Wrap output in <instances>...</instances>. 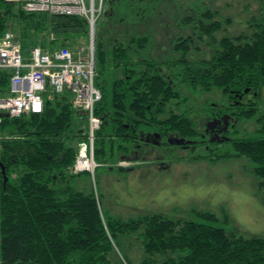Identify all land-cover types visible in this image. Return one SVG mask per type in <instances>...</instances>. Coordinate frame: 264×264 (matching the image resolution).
<instances>
[{"label": "trees", "instance_id": "16d2710c", "mask_svg": "<svg viewBox=\"0 0 264 264\" xmlns=\"http://www.w3.org/2000/svg\"><path fill=\"white\" fill-rule=\"evenodd\" d=\"M217 1L104 0L95 37V83L102 92L96 106L102 118L95 138L97 162L114 159L115 131H126L127 124L143 128L167 121L157 107L175 100L155 60H190L186 67L194 76L189 80L193 92H218L208 106L220 103L223 94L239 112V129L227 142L231 150L219 154L211 146L212 158L246 156L258 164L255 171L264 182V107L259 102L264 0H254L256 12L238 33L227 26L233 18L221 14ZM8 30L22 41L25 52L37 46L76 52L82 36H90L84 16L28 12L22 0H0V37ZM11 74L0 70L4 94ZM73 97L68 87L55 92L48 86L42 112L4 117L0 161L8 180L0 165V264H264V237L161 214L124 219L102 212L94 191L76 187L82 173L71 172L87 126V116L73 106ZM244 121L257 127L247 130ZM179 123L191 129L188 119ZM132 236L142 248L138 258L124 252L123 244Z\"/></svg>", "mask_w": 264, "mask_h": 264}, {"label": "rangeland", "instance_id": "374dc122", "mask_svg": "<svg viewBox=\"0 0 264 264\" xmlns=\"http://www.w3.org/2000/svg\"><path fill=\"white\" fill-rule=\"evenodd\" d=\"M214 5L220 7L223 16L233 18L232 24L224 26L234 33L245 30L248 18L256 12L254 0H221ZM88 43L90 36L83 35L82 46L86 48ZM215 92L208 97L214 98L218 94ZM259 100L264 107V87ZM242 127L253 130L257 125L254 121H244ZM225 149L231 150L229 143ZM180 151L174 149L172 154L153 160L154 164L139 159L131 163L135 166L129 171L115 168L114 159L98 161L94 172L78 176L76 187L94 191L106 215L128 219L161 214L172 219L221 225L246 237H264V182L255 171L258 164L246 156L179 159ZM206 212L216 218L203 217L202 213ZM131 240L124 242V252L138 258L142 254L141 245L136 237L132 236Z\"/></svg>", "mask_w": 264, "mask_h": 264}, {"label": "built area", "instance_id": "2783aa9c", "mask_svg": "<svg viewBox=\"0 0 264 264\" xmlns=\"http://www.w3.org/2000/svg\"><path fill=\"white\" fill-rule=\"evenodd\" d=\"M20 1V0H10ZM28 12H47L55 15H80L89 23L92 38L88 49L80 47L74 52L61 47L54 52L41 46L24 51L22 41L8 30L0 37V70H10L9 91H0V127L3 113L18 117L29 112H42L44 92L50 86L55 92L68 87L73 93V106L87 116L85 138L79 142V151L71 166V172H94L95 138L102 118L96 114V106L102 92L95 83L96 64L94 36L99 17L104 10V0H22Z\"/></svg>", "mask_w": 264, "mask_h": 264}, {"label": "flooded vegetation", "instance_id": "af4514ba", "mask_svg": "<svg viewBox=\"0 0 264 264\" xmlns=\"http://www.w3.org/2000/svg\"><path fill=\"white\" fill-rule=\"evenodd\" d=\"M155 61L158 63L156 70L164 77L166 89L175 101L157 107L162 119L167 120L164 123L149 124L143 128L127 124L126 131L113 133L114 160H117L115 168L120 171H129L135 166L131 163L139 159L154 164L153 160L172 154L174 149L181 150L179 159L211 158L214 151L223 154L231 132L240 126L239 112L227 96L222 94L220 103L211 101L212 105L208 106L207 94L193 92L189 80H193L194 76L187 73L186 67L190 60ZM146 62L148 60H143V63ZM143 69L144 66L139 67V70ZM186 77L188 80H185ZM239 97L242 99L244 96L239 94ZM115 118H120V115H115ZM183 119H188L191 129L180 127L178 122ZM174 123L176 128L172 126Z\"/></svg>", "mask_w": 264, "mask_h": 264}, {"label": "water", "instance_id": "95a60500", "mask_svg": "<svg viewBox=\"0 0 264 264\" xmlns=\"http://www.w3.org/2000/svg\"><path fill=\"white\" fill-rule=\"evenodd\" d=\"M4 115L5 116H9V114L8 113H4ZM0 165H1V167H2V172H3V175L5 176V182L8 180V177H7V175H6V168H5V166H4V164L0 161Z\"/></svg>", "mask_w": 264, "mask_h": 264}, {"label": "bare ground", "instance_id": "6f19581e", "mask_svg": "<svg viewBox=\"0 0 264 264\" xmlns=\"http://www.w3.org/2000/svg\"><path fill=\"white\" fill-rule=\"evenodd\" d=\"M97 165H98V163H97Z\"/></svg>", "mask_w": 264, "mask_h": 264}]
</instances>
